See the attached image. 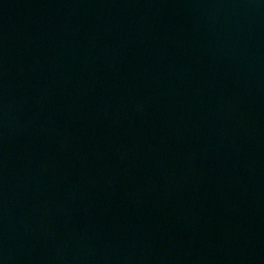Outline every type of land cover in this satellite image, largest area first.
Wrapping results in <instances>:
<instances>
[{
	"label": "water",
	"instance_id": "95a60500",
	"mask_svg": "<svg viewBox=\"0 0 264 264\" xmlns=\"http://www.w3.org/2000/svg\"><path fill=\"white\" fill-rule=\"evenodd\" d=\"M0 264H264V0H0Z\"/></svg>",
	"mask_w": 264,
	"mask_h": 264
}]
</instances>
